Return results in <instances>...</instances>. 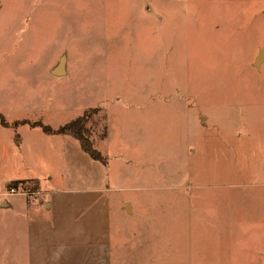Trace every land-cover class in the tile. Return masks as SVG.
Listing matches in <instances>:
<instances>
[{"label": "rangeland", "instance_id": "obj_1", "mask_svg": "<svg viewBox=\"0 0 264 264\" xmlns=\"http://www.w3.org/2000/svg\"><path fill=\"white\" fill-rule=\"evenodd\" d=\"M262 49L264 0H0V202L17 204L0 203V264H264ZM86 113L120 187L98 260L78 229L45 237L20 215L77 210L37 124ZM109 127L128 155L104 147Z\"/></svg>", "mask_w": 264, "mask_h": 264}, {"label": "crops", "instance_id": "obj_2", "mask_svg": "<svg viewBox=\"0 0 264 264\" xmlns=\"http://www.w3.org/2000/svg\"><path fill=\"white\" fill-rule=\"evenodd\" d=\"M118 110L120 113L121 109L119 107ZM112 111L113 110H111V112ZM106 115L108 116V113ZM121 116L122 115L119 114V117ZM47 136H49V143L53 144L57 142L58 144V148L52 149V154L58 152V155L61 158V163L67 167L66 169L71 170L67 176V181L70 182L62 188V197L61 199H57V201L77 198V201H74L72 205L77 206L78 208L74 212L70 210L69 217L63 215L56 217L59 208L54 205L53 197H51V202L45 204L43 209L36 205L31 206L30 209L24 206V210L20 215L26 219L27 215L36 213V217L29 219L30 228L34 230L37 225L45 237H47V233L69 236L70 231L73 232V229H78L80 232V244H84V248L90 253L94 250V254L98 260V255L109 251V240L103 238L105 236L110 238V233L106 232V228L102 221L104 217H109L111 215L110 203L109 200L106 199L108 198L106 193L111 190L118 191L120 189L118 184H116V186H108L107 183L110 178L108 173H111L112 171V164L108 168L103 167L100 163L94 161L90 156L83 152L77 140L71 137L62 135ZM110 138H112V133L110 132L109 127L107 141L104 147H106L111 154L113 151H116L121 157L128 155L130 152V146H121L118 139L115 142L111 139L110 142ZM33 152H35V149ZM114 158L118 161L123 160V158L120 157L114 156ZM127 164L128 163H123V166ZM23 168L24 166L21 167V169ZM119 169L120 168L115 169L116 172H118ZM29 179L36 180L35 177L25 178V180ZM40 188L41 187L38 185V191L42 192L44 190L43 192H45L46 187L41 188L42 190ZM1 194L2 192L0 195ZM9 196H15V194ZM0 203L6 206L5 208L12 206V209H14V205H17L14 203V200H7V198L6 200H1ZM68 206L69 205L66 204V207ZM40 214L45 215L39 217ZM51 217H54L53 219L55 220H51ZM56 218L58 220H56ZM48 243L49 241H46L44 242V245L48 246ZM40 253L42 252H39L38 255Z\"/></svg>", "mask_w": 264, "mask_h": 264}, {"label": "trees", "instance_id": "obj_3", "mask_svg": "<svg viewBox=\"0 0 264 264\" xmlns=\"http://www.w3.org/2000/svg\"><path fill=\"white\" fill-rule=\"evenodd\" d=\"M85 116H87V113L83 117H79L75 121H73V122H71L65 126H61L56 130H53L49 126L43 125L41 123H39V125L37 124V126L41 127L45 134L63 135V136L66 135V136H69V137L76 139L78 141V143L80 144L82 151H84L86 154H88L93 160L99 161L101 163H105L106 162L105 158H103V156L98 151L91 150L88 147L87 143L86 142L84 143V141L86 139L85 135L88 133V131L85 127V124H86L87 120L89 119V117H85ZM29 182H32V181H28V180L13 181L7 185V189L8 190H11V189L18 190L20 188L21 190H23L25 188H28L27 183H29ZM31 185L33 186L31 191L36 192L37 191V183H32Z\"/></svg>", "mask_w": 264, "mask_h": 264}, {"label": "water", "instance_id": "obj_4", "mask_svg": "<svg viewBox=\"0 0 264 264\" xmlns=\"http://www.w3.org/2000/svg\"><path fill=\"white\" fill-rule=\"evenodd\" d=\"M264 62V49L260 50L255 61L256 66H260Z\"/></svg>", "mask_w": 264, "mask_h": 264}, {"label": "built area", "instance_id": "obj_5", "mask_svg": "<svg viewBox=\"0 0 264 264\" xmlns=\"http://www.w3.org/2000/svg\"><path fill=\"white\" fill-rule=\"evenodd\" d=\"M10 193H11V194H15V193H16L15 189H11V190H10Z\"/></svg>", "mask_w": 264, "mask_h": 264}]
</instances>
